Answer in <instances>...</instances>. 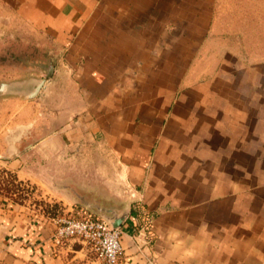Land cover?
Listing matches in <instances>:
<instances>
[{
	"label": "crops",
	"instance_id": "obj_1",
	"mask_svg": "<svg viewBox=\"0 0 264 264\" xmlns=\"http://www.w3.org/2000/svg\"><path fill=\"white\" fill-rule=\"evenodd\" d=\"M0 2L53 66L0 92V170L125 210L120 264H264V0ZM51 234L0 192V264H99Z\"/></svg>",
	"mask_w": 264,
	"mask_h": 264
},
{
	"label": "rangeland",
	"instance_id": "obj_2",
	"mask_svg": "<svg viewBox=\"0 0 264 264\" xmlns=\"http://www.w3.org/2000/svg\"><path fill=\"white\" fill-rule=\"evenodd\" d=\"M6 15V8L0 2V80H19L27 77V75L39 77L40 74L46 72L43 68L45 65L42 59L44 54L27 51L32 46L31 40L36 38L29 36L28 30H25L19 22L7 21ZM19 180L11 170H0V188L4 189L3 193L16 201L24 202L36 212L40 210L44 212L51 220L53 232L55 223L52 218L58 217L67 211L63 209L62 205L49 199L34 183L22 179L19 182ZM6 189L8 190L6 191ZM85 200L86 198L78 200L76 203L78 207L72 209V211H82L100 218L102 216L101 212L83 207Z\"/></svg>",
	"mask_w": 264,
	"mask_h": 264
},
{
	"label": "built area",
	"instance_id": "obj_3",
	"mask_svg": "<svg viewBox=\"0 0 264 264\" xmlns=\"http://www.w3.org/2000/svg\"><path fill=\"white\" fill-rule=\"evenodd\" d=\"M71 211L52 218L55 223L52 240L59 244L70 238L80 239L94 252L99 264H120L123 254L121 228H112L105 220L86 212ZM147 234L143 227L137 230L136 235L146 239ZM148 264L154 263L149 260Z\"/></svg>",
	"mask_w": 264,
	"mask_h": 264
},
{
	"label": "water",
	"instance_id": "obj_4",
	"mask_svg": "<svg viewBox=\"0 0 264 264\" xmlns=\"http://www.w3.org/2000/svg\"><path fill=\"white\" fill-rule=\"evenodd\" d=\"M45 71L46 72L43 77L38 79L30 78L22 81L0 82V92H18L23 93L27 98H33L38 94L44 81L52 75V64L46 66ZM24 83L28 84V87L26 89L19 90L21 87L23 88ZM85 208H88V206ZM90 208L95 209L96 212H101L102 216H100V218L109 223L112 228L120 227L126 215L125 210L118 212L113 206L93 205Z\"/></svg>",
	"mask_w": 264,
	"mask_h": 264
},
{
	"label": "trees",
	"instance_id": "obj_5",
	"mask_svg": "<svg viewBox=\"0 0 264 264\" xmlns=\"http://www.w3.org/2000/svg\"><path fill=\"white\" fill-rule=\"evenodd\" d=\"M19 182H21V180H19ZM3 190H4V189L0 188V192H3ZM7 190H8V189H6V191H7Z\"/></svg>",
	"mask_w": 264,
	"mask_h": 264
}]
</instances>
